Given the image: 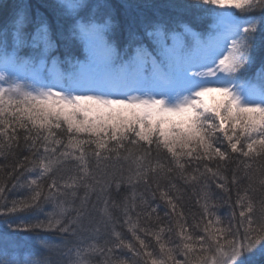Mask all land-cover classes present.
I'll return each instance as SVG.
<instances>
[{
    "label": "snow or ice",
    "instance_id": "1",
    "mask_svg": "<svg viewBox=\"0 0 264 264\" xmlns=\"http://www.w3.org/2000/svg\"><path fill=\"white\" fill-rule=\"evenodd\" d=\"M165 7L176 15H130L121 45L110 0H56L55 30L24 0L13 6L0 28V157L13 161L0 164V264L264 256V0ZM210 180L232 202L227 221ZM17 188L28 195L9 201ZM48 201L45 219L11 218ZM29 241L56 258H39Z\"/></svg>",
    "mask_w": 264,
    "mask_h": 264
},
{
    "label": "trees",
    "instance_id": "2",
    "mask_svg": "<svg viewBox=\"0 0 264 264\" xmlns=\"http://www.w3.org/2000/svg\"><path fill=\"white\" fill-rule=\"evenodd\" d=\"M21 0H0V28H2L9 20L13 6L17 3H20ZM24 2L30 4L32 6L33 11L39 10L43 15L48 17L49 22L53 26V30L56 28V11H62L60 9L54 10L52 8V5L56 3V0H24ZM95 0H89V3H94ZM170 2H173V0H110V3H112L115 6V13H116V19L119 22L120 27L117 29L116 32V39L119 44H123L126 41L127 32L124 29L125 23L127 21V18L130 15L139 16L142 15L146 18H156V13L158 12L163 17H169V16H175L176 13L170 10L169 8L165 7V5L169 4ZM175 2H180V0H175ZM127 6V7H125ZM185 19H189V16H185ZM67 18L62 19V23L66 21ZM70 22V21H67ZM258 66V64H257ZM255 71V67L251 70V72ZM249 73V75L251 74ZM24 153H18V157H22ZM12 158L8 157L7 161L4 157H0V164H11ZM5 171H8V168H5ZM32 176H35V173L30 174ZM46 182V181H45ZM12 181H9V188L11 187ZM210 189L212 193L214 194V199L217 202L218 208V214L225 220H229L230 213H231V201H226L223 199V193L221 190L217 189L215 187V184L211 182L210 180ZM235 187L232 189V200H235ZM126 194V189L122 187L121 193L119 196H116L115 192L113 195L117 199H122V197ZM8 200L11 201L13 199H18L21 197H25L28 195V189L27 188H17L10 190L6 193ZM55 201H48V202H42L40 205V210L34 211L29 210L27 212L23 213H17L13 215L11 218L14 220H34L36 218L39 219H45L46 215L48 213H51L55 210ZM185 203L190 206L191 211L193 213H197L199 211L198 206L196 205V193L193 192L191 187L186 188L185 190ZM2 217H0V221H2ZM191 222V220L189 221ZM233 226H235L236 222L233 220L231 221ZM4 226L2 223H0V236L4 233ZM117 230L125 232V235H127L126 230L123 229L121 226L117 227ZM41 236H44L48 238V240L55 244L60 245L62 241V237L58 233H51V232H40L38 233ZM22 237H27L32 234L30 233H21ZM174 238V237H173ZM29 246L38 254L39 258L44 257H50L55 259L56 253L54 250H44L39 247L34 241H29ZM117 255H124L128 256L129 254L126 252L123 253H117ZM94 264H99L100 257H92ZM252 264H264V256H261L258 258L254 263Z\"/></svg>",
    "mask_w": 264,
    "mask_h": 264
},
{
    "label": "rangeland",
    "instance_id": "3",
    "mask_svg": "<svg viewBox=\"0 0 264 264\" xmlns=\"http://www.w3.org/2000/svg\"><path fill=\"white\" fill-rule=\"evenodd\" d=\"M219 94L218 93H211V94H207L205 96V100L208 104L212 105L214 103H216L218 100H219ZM261 256L256 253L253 255V258H252V263H254L258 258H260Z\"/></svg>",
    "mask_w": 264,
    "mask_h": 264
}]
</instances>
